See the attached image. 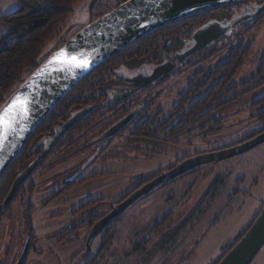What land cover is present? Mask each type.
I'll return each mask as SVG.
<instances>
[{"label":"rangeland","instance_id":"1","mask_svg":"<svg viewBox=\"0 0 264 264\" xmlns=\"http://www.w3.org/2000/svg\"><path fill=\"white\" fill-rule=\"evenodd\" d=\"M93 1L81 0L76 5L62 33L47 43L41 60L62 48L95 16L123 0H99L91 15ZM0 2L5 5L0 3L4 16L19 7L17 0ZM236 10L227 13L232 17ZM220 14L209 16L219 19ZM3 27L8 28L4 23ZM190 27L193 33L198 26ZM4 30L0 29V36ZM239 45L246 50L245 62L232 83L241 86L258 75L264 60V11L255 21L237 27L232 35L193 56L154 89L153 93L161 94L150 113L156 118L152 128L148 125L139 132L140 126L133 125L111 139L104 151L103 137L115 120L111 113L106 119L96 113L87 124L65 134L45 153L11 205L0 209V264H16L29 240L32 245L25 264H215L262 211L264 144L158 185L92 238L89 246L87 239L94 222L180 161L237 146L264 129V121L257 117L264 110V103H259L264 98V81L260 80L256 86L242 87L238 92L242 96L225 98L222 103H228L223 108L212 107L189 123L181 109H176L188 100L195 77L222 66ZM206 115L217 122H208ZM162 123L165 128L160 127ZM155 131L159 142L150 136ZM76 176L82 178L67 183ZM168 214L165 227L154 231L153 225ZM89 216L93 222L82 225ZM73 227L78 229L77 238H62ZM110 233L114 242L101 252ZM257 256L253 264H264V248Z\"/></svg>","mask_w":264,"mask_h":264},{"label":"water","instance_id":"2","mask_svg":"<svg viewBox=\"0 0 264 264\" xmlns=\"http://www.w3.org/2000/svg\"><path fill=\"white\" fill-rule=\"evenodd\" d=\"M246 1L249 0H129L114 11L81 29V32L73 36L62 48L42 62L0 109V113H3L18 98L27 102V112L16 117L14 130L8 132L3 144L0 145V180L23 151L22 149L31 137L37 132L39 125L50 116V113L61 104V101L83 79L106 63L107 60L117 55L119 51L137 42L151 31L162 29L164 26L174 23V21L185 19V17L197 13L242 4ZM96 2L97 0L93 1L90 7L91 11ZM263 11L264 5L255 12H247L245 15L232 18L230 21L209 22L193 34L192 47L187 49V52L183 55L177 56V61L180 64L184 63L187 58L199 54V52L220 41L225 36L232 35L237 27L255 20ZM61 53H64L69 60L75 58L76 63L62 62L64 57H61ZM174 68V65L164 68L166 71L163 74H157L153 79L160 76L165 78L168 75V70ZM83 118L84 115H77L63 124V129L60 130L61 135L73 129ZM132 118L133 115L109 128L103 140H109V138L117 136L130 123ZM53 142L51 140L47 149H51ZM261 144H264V132L237 146L212 153H203V155L180 162L173 169L136 190L122 203L115 205L112 212L93 226L87 239L88 246L92 238L99 235L105 227L118 219L137 199L151 192L158 185L174 181L195 169L203 167V165L236 158L251 149L261 146ZM37 167L38 162H35L18 175L2 204V209L6 210L17 198L16 196L21 187L28 181ZM31 244V240H29L16 264L26 263ZM263 248L264 206L249 230L235 247L223 257L219 264H253Z\"/></svg>","mask_w":264,"mask_h":264},{"label":"trees","instance_id":"3","mask_svg":"<svg viewBox=\"0 0 264 264\" xmlns=\"http://www.w3.org/2000/svg\"><path fill=\"white\" fill-rule=\"evenodd\" d=\"M17 1L19 3V7L14 10V12L10 15L0 17V21L8 27V32L0 38V109L14 94V91L25 81V79L33 73L42 62H44L41 60L42 51L47 46V43L56 39L62 33L61 30L67 22V19L75 12V7L81 0ZM230 8L231 7H228V10ZM221 9L225 10V8ZM214 11L215 13H220V11L209 10L208 12L197 13L196 15L189 16L190 23L188 25L197 27V25L205 23L208 24L211 19H217L216 17L209 16L213 15L211 13H214ZM221 12L222 14H220L219 19H223L222 15L230 18L231 14L229 15L226 11ZM243 49L242 45L233 48L232 53L222 66L216 68L215 70L200 72L198 76L195 77L188 89V100L186 102H181V104L176 108L177 110L180 108L181 113L186 115V118L184 119L186 123H189L191 118L201 114L203 111H211L212 107H215V110L223 108L224 104L228 103H222L224 99L232 94L239 95L238 92L242 87L252 85L256 86L259 80L264 81L263 60L259 68L260 71L258 75H256L252 80L246 81L245 84H242L243 86L233 85L232 78L237 72L236 70L239 69L245 62L246 50L243 51ZM87 90L88 89L85 91ZM85 91L75 88L74 91H72V94L63 99L61 104L50 113V116L39 125L37 132L22 149L23 151L17 156L14 163L7 169L5 175L0 180V209H2V204L7 198V195L12 188V184L18 175L28 166L29 158H31L32 154L35 153L36 150H34V147L36 141L39 139L38 137L48 131H51V129L55 127L57 119L64 115L63 113H66L68 109L74 104H77L79 100L88 97L89 94L87 92L88 95L86 96L85 94L84 98H82L84 93H86ZM259 103H264V98L259 100ZM257 117L259 120L264 121V110L259 112ZM206 119L209 120L208 122H217L216 118L211 120L208 118V115H206ZM167 121V124H169V120ZM151 123L152 124L145 122L139 125V132L146 131L148 125H151L152 128V125L155 126L156 124L155 121ZM164 125L165 124L162 123L160 127H164ZM155 132L156 133L151 132L150 136L154 139V142L161 141L158 131ZM262 132H264V129L255 133L253 136L249 137V139L260 135ZM35 137L37 138L36 140ZM181 177L179 179H181ZM167 184L169 183H164L163 185ZM260 213L261 211L258 215ZM258 215H256L254 220L258 217ZM170 217V214H168L159 219V221L153 225L154 227L152 229L157 231L159 228L165 227L170 220ZM249 228H247L242 233L241 237H239L237 241L225 251L223 256H220L219 260L215 264H219L223 257L226 256L241 240ZM176 235L177 234H175V236ZM113 237L114 234L110 233L108 237L105 238L101 247V252H106L113 244ZM100 256L97 258H100Z\"/></svg>","mask_w":264,"mask_h":264},{"label":"flooded vegetation","instance_id":"4","mask_svg":"<svg viewBox=\"0 0 264 264\" xmlns=\"http://www.w3.org/2000/svg\"><path fill=\"white\" fill-rule=\"evenodd\" d=\"M98 1L99 0H97V2ZM127 1L129 0L120 1L114 9L99 14L100 16H95L96 18L94 17V20H92L90 24L114 11L120 5L127 3ZM97 2L92 7L93 9H95L94 7H96ZM262 5H264V0H249L242 4L231 5L229 10L231 11L232 8L238 9V11H235L236 13L238 12L237 14H233L232 17L226 19H211L210 22L230 21L232 18L245 15L247 12H255ZM223 8H225V10L220 8L216 11H228V7ZM93 9L92 11L90 10L91 15L94 13ZM214 13L212 12L211 14ZM258 17H256L255 20ZM189 18L190 17H185V19L174 21V23L166 25L162 29L151 31V33L140 38L137 42H134L119 51L117 55L107 60L106 63L102 64L93 73L83 79V81L75 88H79V90L82 91L88 89L85 91L86 93H84L82 98H84L85 94L86 96L89 94V96L79 100V102L69 108L66 113H63L64 115L57 119L56 125L51 131L38 137L39 139L36 141L34 147V150L36 151L32 154V157L29 158V164L24 170L29 168V166L35 162H38L39 166L41 162L40 160L45 153L51 151L52 147L57 145L63 139L65 134L74 131L77 127L84 126L85 123L87 124L96 113L100 114L104 119H106V116L108 117L109 113H111V117H113V119L115 118V120L110 127L133 115L130 123L123 128L120 133L130 129L133 125L155 121V115H151L150 113L153 111L152 108L154 109V103L159 100L161 93H153L154 89L161 87L165 81L179 69V67L181 68V66L187 64V61L193 56L198 55L196 54L187 58L182 64L177 61V56L183 55L187 52V49L192 47L193 34L198 31L199 28L206 25V23L197 25L198 27L196 31L191 33V27L188 25L190 23ZM172 65H174L175 68L170 71L168 70V75L165 78L160 76L157 79H153L157 74H163L166 71L164 68L171 67ZM152 79L153 81L150 82ZM70 94H72V92ZM77 115H84V118L78 122L73 129L62 133L61 135L60 130L63 129V124L67 123ZM120 133L113 138L118 137ZM113 138L102 141L103 143L101 144L103 151L107 150V144ZM51 140L54 142L49 150L47 149V146H49ZM37 153H40V155L36 156ZM185 160L187 159L180 162ZM80 178L82 177L76 176V178L69 180L67 183L74 184L80 180ZM84 204L85 203L80 205ZM2 213L3 211L0 215ZM93 220L94 218L89 216V218L82 221L81 224H89L90 222H93ZM95 224L96 222H94V225ZM69 231L62 235V238L65 237L66 239L70 238L71 240H75L77 238V227L70 228Z\"/></svg>","mask_w":264,"mask_h":264},{"label":"snow or ice","instance_id":"5","mask_svg":"<svg viewBox=\"0 0 264 264\" xmlns=\"http://www.w3.org/2000/svg\"><path fill=\"white\" fill-rule=\"evenodd\" d=\"M61 57H64V60L62 62L76 63L75 58H70L69 60V58H67L64 53H61ZM26 112L27 102L18 98L11 107L6 109L3 113H0V145L3 144V141L6 138L8 132L14 130L16 117Z\"/></svg>","mask_w":264,"mask_h":264},{"label":"crops","instance_id":"6","mask_svg":"<svg viewBox=\"0 0 264 264\" xmlns=\"http://www.w3.org/2000/svg\"><path fill=\"white\" fill-rule=\"evenodd\" d=\"M7 1H8V3L11 2V0H7ZM0 3H1V2H0ZM1 5H2V3H1ZM1 5H0V6H1ZM2 6L5 7V5H2ZM1 8H2V7H0V10H1ZM1 16H4V15H3V14H0V17H1ZM1 28H4V29H5L2 33H5V34H6V33L8 32V28L3 27V23L0 22V29H1ZM5 34H1L2 36H0V38L3 37ZM257 215H258V214H257ZM255 217H256V216H255ZM253 220H254V219H253ZM253 220H252V221H253Z\"/></svg>","mask_w":264,"mask_h":264}]
</instances>
